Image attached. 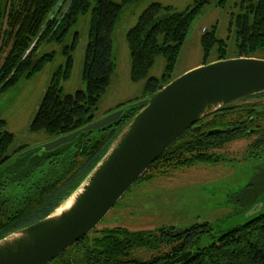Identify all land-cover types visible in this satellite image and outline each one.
<instances>
[{
	"label": "trees",
	"instance_id": "obj_1",
	"mask_svg": "<svg viewBox=\"0 0 264 264\" xmlns=\"http://www.w3.org/2000/svg\"><path fill=\"white\" fill-rule=\"evenodd\" d=\"M66 1H69L68 8L57 13L61 0H0V54L5 53L0 65L1 89L22 78H30L42 69L53 54L36 58L39 45L45 40H61L81 14L90 12L83 67L86 89L63 93L62 82L68 80L72 72L73 56L69 51L74 47L72 44L65 49L66 64L54 73L31 122L32 131L42 130L52 138L97 119L95 109L115 69L112 30L123 5L131 0ZM210 1L196 0V4L185 11H173L171 6L153 2L129 29L131 77L133 80L147 78L146 97L174 79L173 70L188 31L204 4ZM226 1L216 0V3L224 5ZM241 4L242 11L233 15L230 23L229 31L235 26L233 48L230 49L227 40L219 38L215 30H204L203 64L229 57H260L264 53V0H242ZM158 55L166 58L165 70L160 76H148ZM258 95L264 92L227 104L199 121L198 129L190 127L136 182L152 179L157 174H169L170 169L181 170L221 160L216 149L252 135L255 136L254 151L247 159L263 158L264 112L256 111L253 106H258L257 102L250 101V97ZM139 109L130 108L117 122L86 131L75 141L42 154L37 151L22 157L9 154L14 134L0 131V238L51 213L77 188L115 135ZM256 112L261 119L254 122L251 115ZM252 126H258V130L248 131ZM228 127L229 132H210ZM263 176L264 167L256 175L259 178L256 184L263 186L259 194L264 192ZM167 229L175 228H95L53 261L57 264H164L192 249L193 254L178 264H264V211L215 236L209 222L195 223L179 234ZM205 234H209L212 241L194 247ZM142 249L153 253L145 258L140 254Z\"/></svg>",
	"mask_w": 264,
	"mask_h": 264
},
{
	"label": "rangeland",
	"instance_id": "obj_2",
	"mask_svg": "<svg viewBox=\"0 0 264 264\" xmlns=\"http://www.w3.org/2000/svg\"><path fill=\"white\" fill-rule=\"evenodd\" d=\"M121 2V0H116ZM153 2L171 6L173 11H185L196 4V0H131L122 7L120 16L112 30L113 58L112 72L105 92L95 109L96 118L132 102L146 97V80L131 77V55L127 33L143 11ZM242 0H227L219 5L216 0L205 3L188 31L173 70L176 78L198 67L204 62L202 35L204 30H215L219 38L227 40L233 48L230 23L233 15L242 11ZM69 1L61 0L58 12L68 8ZM90 12L81 14L76 23L60 39L43 41L35 52L39 58L52 53L42 69L30 78H22L15 84L1 89L0 85V131L8 130L14 139L8 149L12 155L40 146L52 139L44 131H32L31 122L51 83L54 73L66 64L67 46L73 56L71 76L62 82L63 93H74L86 89L83 67L86 46L89 39ZM5 53L0 54V65ZM264 58V53L260 54ZM166 58L158 55L148 76H160L165 70ZM255 138H244L216 149L221 160L213 163H199L184 169H170L169 174H157L152 179L135 182L96 228L122 226L131 230L159 227L185 228L195 223L209 222L213 235H219L240 223L246 222V211L263 198L259 192L263 186L256 184L257 173L264 167L263 158H249L248 145ZM23 150L22 152H20ZM20 152V153H19ZM264 154V153H263ZM264 178V176H263ZM264 210V209H263ZM212 238L205 234L194 245L210 243ZM153 251L142 249L140 254L149 258ZM48 264H57L51 261Z\"/></svg>",
	"mask_w": 264,
	"mask_h": 264
},
{
	"label": "water",
	"instance_id": "obj_3",
	"mask_svg": "<svg viewBox=\"0 0 264 264\" xmlns=\"http://www.w3.org/2000/svg\"><path fill=\"white\" fill-rule=\"evenodd\" d=\"M47 26V25H46ZM264 92V58L238 56L195 67L171 80L155 94L124 105L69 133L20 153L42 154L75 141L82 133L105 128L133 107L139 111L108 144L75 190L42 219L0 238V264H48L85 237L125 192L186 130L227 104ZM231 130L215 128L210 132ZM263 198L246 211L248 219L262 213ZM179 234L185 228L167 229ZM187 250L164 264L188 259Z\"/></svg>",
	"mask_w": 264,
	"mask_h": 264
},
{
	"label": "flooded vegetation",
	"instance_id": "obj_4",
	"mask_svg": "<svg viewBox=\"0 0 264 264\" xmlns=\"http://www.w3.org/2000/svg\"><path fill=\"white\" fill-rule=\"evenodd\" d=\"M251 99H250V101H256L257 102V104H258V106H253L254 107V109L256 110V111H260V112H264V95H261V96H257V97H250ZM251 119H253L254 120V122H257V121H259V119H261L259 116H258V114H257V112L256 113H254L253 115H251ZM201 121V120H200ZM257 131L258 130V126H252L248 131H250V132H252V131ZM253 142H250L249 143V145H248V154L251 152V151H254V149H253ZM261 147H262V149H263V152H264V143H263V145H261ZM264 156V155H263ZM264 158V157H263ZM263 162H264V160H263Z\"/></svg>",
	"mask_w": 264,
	"mask_h": 264
}]
</instances>
